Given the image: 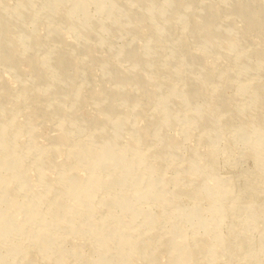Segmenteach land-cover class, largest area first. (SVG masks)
Returning a JSON list of instances; mask_svg holds the SVG:
<instances>
[{
    "label": "rangeland",
    "instance_id": "1",
    "mask_svg": "<svg viewBox=\"0 0 264 264\" xmlns=\"http://www.w3.org/2000/svg\"><path fill=\"white\" fill-rule=\"evenodd\" d=\"M14 1L0 0V14L6 13V9L10 11L9 4ZM80 1L86 6L85 9L76 6ZM104 1L103 6L97 7L95 0H31L30 8L19 23H9L7 18V22L4 21L0 25V32L4 34L0 37V142L10 147L13 159L7 166H3L6 154L0 145V188L3 183L9 181V197L12 198L8 203L6 199L0 201V209L3 213L11 214L17 224V227L10 231L6 228L7 235L0 237V264H57V254L44 255L32 240L30 233L35 230L45 233L53 245L60 243L70 264H84L80 255L92 258L98 255L94 247L99 244L95 242L97 232H88L87 229L84 230L86 232H73L70 227L61 228L49 223V213L54 209L57 199H60L63 205L77 210V216H71L67 220L70 225L82 222L90 211L96 217L105 215V226L108 229L114 226L124 233V242L119 246L121 252L127 249L125 242L132 238L131 233L138 228L146 229V233L154 235L166 232L173 228L172 224H176L180 229L179 236L183 235V241L181 240L177 247L183 253L181 257L186 264H264V222L255 217L257 213L261 216V212L255 209H264V63L259 61L264 59V0H240V11L238 6L237 9L233 7L236 0H177L178 4L157 20L158 26L164 27L161 32L156 30L157 22L149 15L151 11L158 10L164 0ZM226 5L229 10L224 7ZM213 6L218 8L214 9ZM241 11L250 16L249 21H245ZM193 12L202 21L201 28H211L212 37L218 38L219 43L223 41L220 45H224L226 49L218 46L217 50H207L201 41L194 40L197 35L191 32V20L194 15L190 13ZM143 25L150 30L154 27V31H140L138 26ZM51 30L58 35L53 36ZM82 30L88 33H82ZM28 31H32L33 36L37 38H33L29 47L25 44V39L20 37V33ZM181 36L186 39L183 43L179 40ZM230 38L233 39V44L226 46V41ZM9 39L16 41V44L13 43V54L2 52L4 49L5 52L8 50V42L11 41ZM85 46L92 47V51L87 50ZM123 48H127L129 56L138 54L144 62L153 63V67H146L138 74L133 60L121 56ZM171 48L177 50L178 55L189 51L212 60V74L210 73L211 76L207 79L203 78L201 83L208 96L219 90L221 95H228L229 110L233 112L227 111L228 108L224 105H219L216 109L212 101L204 105L201 97L197 102L198 109L200 111L202 108L205 118L211 117L203 124L196 119H186V113L192 112V115L199 112L196 108H189L193 102L187 104L179 97L171 100L168 109L177 119V125L169 126L164 132L163 141L169 146L168 150H163V143L156 137V133L166 109L159 107L158 97L134 104L128 94L137 90V78L143 79L145 76L148 79L153 76L161 84L168 82L163 63ZM58 55L69 56L72 60H69L65 67L64 73L68 74V78L62 85L56 78L63 70L51 63ZM31 58L38 64L35 65L38 72L36 78L30 75ZM133 76L136 77L135 80ZM219 77L224 80L225 85H220ZM51 78L53 83L48 82ZM124 80L130 81V84L126 85ZM54 83L60 84L57 97L54 101L46 102L48 104L38 105L35 100L37 92L46 90L47 86L50 87ZM169 83L179 91L184 88L180 77L169 80ZM98 85L105 90H118L121 97L111 100L112 106L123 105L142 110L147 118L151 115L156 117V121L146 125L147 139H139L140 136L135 130L129 131L128 134L135 137L133 140L143 152L146 162L136 163L138 175L145 177L143 173H147L148 167H155V171L148 175L150 180L159 181L165 195L175 196L174 201L169 200L168 203L155 197L139 203V207L146 213L154 216L166 215L167 220L169 219L167 223H155L157 227L153 228L158 229L157 232L147 229L154 223L145 222L141 225L140 218L130 220V216L139 215L141 211L136 209V199L125 198L119 205L102 204V200L111 192L122 190L129 195L137 186L143 188L146 185L144 179L123 184V177L120 180L114 178L116 183L113 186H107V183L104 185L103 182L101 185L104 186L101 187L98 186L100 181L93 179L87 186L90 195L84 197V206L81 207L78 202L57 189L50 190L42 175L36 174L35 160L40 158L46 167L47 178L52 182H63L62 174L70 171L68 166L81 168L80 158L69 153L73 151L76 143L87 141L97 129L94 118L102 115L98 104L104 97L86 98L78 96L77 91H88L87 89ZM158 88L160 93L166 90L165 85ZM73 108H77L76 115L67 114ZM227 115H230L228 117L231 122L228 120L222 125ZM75 116L76 121L84 127L74 132L70 129L62 130L64 124L66 127L72 125ZM44 119H48V122ZM4 123L6 125H3ZM33 132L38 135L36 140L32 138ZM56 136L66 137L63 141ZM174 142L175 147L172 148ZM149 146L154 148L155 156H151L152 152L149 155ZM121 149L120 145L112 146V154L122 153ZM54 151H59L63 158H54ZM165 151L166 153H163ZM126 154H134L137 157V153L132 150ZM195 154L204 171V165L210 164L213 167L210 174L215 189L211 196L205 194L209 189L208 175H201L200 183L196 187L198 182L195 183L189 175L181 177L177 173L176 167L181 164L191 165ZM120 155L124 160L126 155ZM129 158L124 163L131 161L132 165L136 162ZM87 167L88 164L80 171L83 179L92 175V169ZM106 167H98L97 172L102 178L110 174ZM131 167L127 166L128 169ZM112 169L114 171L111 173L119 177V169ZM31 170L35 172V176L31 174L29 186L28 183L24 184L23 177ZM77 172L79 177V171ZM161 178H164V182H161ZM175 188L181 191L175 194ZM30 189L44 193L47 199H40L37 203V193L32 194L28 191ZM5 197L8 195L5 194ZM28 198L35 200V217H32V212L26 217V208H19L22 204L18 203H23ZM194 204H198L194 214L186 217ZM37 214L44 216L45 220L36 217ZM116 216L120 221H117ZM10 226L8 224L9 229ZM90 226L96 225L90 221ZM110 240L114 241L115 236L111 235ZM74 245L79 246L80 255L72 252ZM151 248L153 246L149 249ZM21 249L32 253L31 257L23 259ZM153 251L149 252L157 253L156 258L142 259L140 253H135V261L131 264H178L174 260L164 259V252L158 253L155 249ZM115 258L114 255L108 264H114Z\"/></svg>",
    "mask_w": 264,
    "mask_h": 264
},
{
    "label": "bare ground",
    "instance_id": "2",
    "mask_svg": "<svg viewBox=\"0 0 264 264\" xmlns=\"http://www.w3.org/2000/svg\"><path fill=\"white\" fill-rule=\"evenodd\" d=\"M95 2H96L97 7H101L105 3L104 0H95ZM239 3H240V0H236V4L233 7L237 9L236 6H238V10L240 11V8H239L240 4ZM30 4H31V0H15L14 2L10 3L9 7H8V8H10V11L6 9V13L0 14V25H1V23L3 24L4 21L7 22L8 19H9L8 20L9 23L11 21L15 22V23H19L21 21V19L27 13V10L30 8ZM161 4H163V5H161L160 8L158 7L159 8L158 10L153 11V12L151 11V14L149 15L153 21L157 22V20L160 19L161 16L165 12L169 11L170 9L172 10L173 6H176L178 4V1L177 0H166V1L164 0V3H161ZM76 6L79 8L83 7V9L86 8V6H84V3L81 1L77 2ZM224 7L227 10H229L227 5ZM213 8L217 9L218 7L213 6ZM241 12L244 15L243 17H244L245 21H249L250 16L247 13L245 14L243 11H241ZM190 14L194 15L193 20H191L193 22V27H192L193 29L191 28L192 29L191 32H193L197 35V38H196L197 40L194 39L195 41H197V42L201 41L202 44L204 45V48H206L207 50L208 49L209 50H213V49L217 50L218 46H222L224 49H226V47L224 45H220L223 41L219 43L218 38L212 37L211 28H207V27L204 28L203 27V29H202L201 28L203 26L202 21H200L198 19L197 15H195L194 12L190 13ZM253 14H251V15L253 16ZM232 21H234V20H232ZM230 22L231 21H229V24H230ZM158 24L159 23L157 22V24L155 25L156 30H158L159 32L163 31L164 27L158 26ZM149 26H150V24H149ZM186 26H188V25L186 24ZM138 29L140 31H143V30L145 31L146 29L150 30L149 28L145 27L144 25L138 26ZM151 31L152 32L154 31V27L151 28V30L149 32L151 33ZM197 31H199V32H197ZM82 33H88V32H86L85 30L84 31L82 30ZM51 34L53 36L58 35L56 32H54V30H51ZM3 35H4L3 32H0V37H2ZM21 36L25 39V44L28 47L33 42V40H34L33 38H35L33 36L32 31L22 32V33H20V37ZM223 37H224V35H223ZM198 38H199V40H198ZM10 40L11 39H9V41ZM35 40H37V38H35ZM149 40H150V36L147 39V45L148 46H149V44H148ZM179 40H181L183 43L186 39H185V37L183 38L181 36V38H179ZM226 42L228 43L226 46H229V45L232 46L231 44H233V39L230 38ZM13 43L16 44V41L14 42L13 40H11L10 42H8V46H9L8 50L5 52L6 49H4L2 52L13 54V48H14ZM151 47H153V46H151ZM85 48L89 51L90 50L92 51V49H93L92 47H87V46H85ZM173 49L171 48L170 54L168 55L167 58H165L164 63H163V71L166 75V79L168 80V82H166L165 84L164 83L161 84V82L157 81L156 77H153V76L148 78V79H146L145 76L143 77V79L137 78V80H136L137 90L133 94H128L131 97V99L133 100L132 102L134 104H138L139 102H143L142 100H147V99H150L152 97H158L159 107L166 109V113H165V116L163 118V121L162 122L159 121V123H158L159 127H158V130L156 133V137L162 141L161 143H163V145H162V149L164 148L163 150H168L167 147L169 146V144H166L165 141H163L164 134H165L164 132L166 131L167 128H169V126H174L176 124V121H177V119L172 115V113L168 109V106L170 105L171 100L179 97L180 100L186 101L187 104L189 102H193V104L190 105V107H189V108H191V110H193V108L198 109L197 102H199L201 97H202L204 100V105L208 101H212L215 103L216 109H218L219 105H224L228 108L227 111H230L231 113L233 112V110H229V101L230 100H228V95H226V96L221 95V92L219 90V91H216L217 93L215 92L214 94L212 93L208 96L204 86L201 83L202 79L203 78L207 79L211 73L212 60L209 58L208 59L203 58L200 54H197L194 52L190 53L189 51L182 53L181 55H178V51L173 50ZM0 53H1V51H0ZM137 55L129 56L127 48H123L122 52H121L122 57H125V58L128 57V58L133 60V66L135 68H138L137 69L138 74H140L141 70H143V69L145 70L146 67H153V65H154L153 63L146 62V61L144 62V60L139 57L140 55H138V56ZM107 57H108V55H107ZM69 60H71V58L69 56L66 57L64 55H58L51 62L52 65L58 66L61 70H63L62 74L61 73H60V75L58 74V77L56 78V79H59V82H61V85L63 83H65V81H67V78H68V74L64 73V72L66 69L65 68L66 65L69 63ZM151 60H152V58H151ZM179 60L181 61V63H179L180 62ZM259 61L264 63V59L259 60ZM30 62H31V67H32L31 68L32 71H31L30 75L32 76V78H36V76L38 74V72L36 71V66H38V64L35 60H33V58H31ZM70 64H71V62H70ZM108 66H109V64H108ZM176 77L177 78L180 77L184 82V88H182L180 91L178 90V88L176 86L172 85L173 84L172 82H171L172 84L169 83V80H172L173 78H176ZM128 78H129V76H128ZM135 79H136V77L133 78V80H135ZM219 79H220V85L221 84L225 85L224 80L221 77H219ZM49 80L50 81H48V82L53 83L52 78ZM124 81H125L126 85L130 84L129 83L130 81L129 82L126 80H124ZM162 85L166 86V90L164 92L160 93L158 91V89H159L158 87L162 86ZM58 87L60 88V84L56 85L54 83L50 87L47 86V88H45L46 90L38 91L37 96L35 98L37 104L38 105H44L46 102L49 103L52 100L54 101V98L57 97V88ZM87 90L88 91H86L85 89L84 90L80 89L77 91V95L82 96V97H86V96L87 97L94 96L97 98L104 97V100L100 99V102L98 104L99 111L102 115L94 118V124L96 125L97 129L91 133V135L87 138V141L76 143L73 151L71 153H69L71 155H76L77 157L80 158V160H81L80 165H81L82 169L79 167L71 168L68 166L67 168H69L70 173L67 172V173L62 174L61 180L63 182H61V183L55 182V181L52 182V181H50V179L47 178L46 167L43 163V160L40 158V159L35 160L36 163L34 166L36 168L35 169L36 174L42 175V177L44 178V181L46 182V184L48 185V188L50 190L57 189L62 194L67 195L68 197H71L74 201L78 202V204H80L81 207L84 206V202H83L84 197L87 195H90V192H88L89 190H87L88 184L90 183V181H93V179H96V178L98 179V181H100L98 184V186H100V187L104 186L106 183H107V186H113V184L116 183L115 182L116 180L114 178H117L118 180H120L122 177H123V179H121V180L125 181V182H123V184L126 182H130L132 180L133 181H137V180L139 181L141 179H144V181L146 182V185L143 188L141 186H137L136 190L129 195H127V193L122 191V190L119 191L120 193L118 191L117 192H111L107 196V198L102 200V204L119 205L120 201H123L125 198L129 199L128 197H130V198L137 200L136 209H141L139 207V203H141L142 201H146L151 197H155L158 200H161V201H164L167 203L169 200L174 201L173 197H175V196L173 195V197H169V196L165 195L163 192V189H162L163 186L162 187H160L161 185L159 186V184H161L159 181L157 182L156 179L150 180V178L148 177L149 173H151L152 171H155V167L149 166L150 168L148 167L147 173H143L146 175L145 177H143V175H138L136 163H138V161L145 162L143 159V152L139 150V148H138L139 146H137L135 141L133 140V138H135V137L128 134L129 131L135 130V131H137L138 135L140 136V137L138 136L139 139L140 138H142L144 140L147 139V137H146V134H147L146 133V131H147L146 125L148 126V125L152 124L154 121H156V117L154 115H151L149 118H147V116H145V114L142 112V110L139 111V110H136L135 108H131V107L127 108L126 106H123V105H119L116 107L112 106L111 100H114L115 97L120 96L118 94V90H110V89H109L110 91L105 90L100 85H98V87H91ZM87 92H88V94H87ZM58 93H59V91H58ZM52 95H54L53 98H50V96H52ZM122 96H124V95H122ZM123 99H125V96L123 97ZM193 99H195L197 101L194 102L195 100L192 101ZM48 103H46V104H48ZM51 104H53V103H51ZM215 107L213 108V110H215ZM201 110H202V108L200 109V111L198 109L199 112H195V114H192V115H190L192 112L186 113L187 115L184 113L186 115V119L187 120L196 119V121H198V122L201 121V122H203V124H206L210 120L211 117L205 118L204 114L202 113ZM203 111L205 112V110H203ZM69 113H73L76 115L77 108L71 109L70 111L67 112V114H69ZM185 115H184V117H185ZM209 116H211V115H209ZM228 116H230V115H227L223 119L224 123H222V125H225L228 122V120H229V122H231V118ZM74 119L75 120H73L72 125H70L69 127H66V126H64L65 125L64 124L62 126V130L70 129L73 132L81 130L82 125L78 121H76V119H77L76 116L74 117ZM44 121L48 122V119H44ZM200 124H202V123H200ZM3 125H6V123H4ZM222 125H220V127H222ZM83 127H84V125H83ZM2 128H4V126ZM33 128H34V126H33ZM33 131H34V129H33ZM250 131H252V129ZM239 132H240V130H239ZM50 136H52V134ZM56 137H59V138H61L60 140L63 139V141H64L66 136H56ZM32 138L34 140H36L38 138V135H34V132H33ZM176 141H177V137H176ZM174 144H175V142L171 145L172 148L175 147V146H173ZM0 145L5 150V154H6L5 160H4L5 164L3 165L5 167L8 165V163L13 161L12 154H11L12 150L10 149V147L3 145L1 142H0ZM116 145L122 146V149H121L122 153H117V154L113 153V154H115V155H113L111 148H112V146L116 147ZM35 146L38 147L37 144ZM153 149L154 148L152 146H149V148H147V150L149 151L148 152L149 155L152 152L153 155L151 154V156H155V151ZM130 150L136 152L137 157L134 154L131 156H128L126 153H128V151H130ZM54 152H55V153H53L54 158H57V159L63 158V155L59 151H54ZM145 153H146V151H145ZM163 153H166V151ZM120 154L126 155V156H124L125 157L124 160ZM128 157L132 158L133 161H136V162L132 165H131V161H129L128 163H124V161ZM197 159L198 158L195 154V156L193 157L191 165L184 166L181 164V165L177 166L176 167L177 173L181 177H184L183 175H186V174L189 175L192 178V180L195 181V183L198 182L196 184V187H198V185L200 183V181H199L201 178L200 176L203 174L208 175V177H209V180H208L209 189L207 192H205V194L208 196H211V194H213V191L215 189V186L213 184L214 182L212 181V176L210 174L211 169L213 167L210 164L208 166L204 165L205 170H206V171H204V168L201 166L199 160L197 161ZM87 164H88V167L92 169V175L90 178L83 179L82 176L80 175V171L84 170ZM101 165L107 166L106 169H108V171L110 172V174H108V176L105 178L100 177L99 173L97 172L98 167ZM127 166H132V167L130 169H128ZM111 167L116 169V170L119 169V171H120L119 177H115V175L111 173L114 171ZM145 169H147V168H145ZM190 169H191V171H190ZM74 170H76L75 173L73 172ZM201 170L203 172H201ZM77 171H79V175H80L79 177H78ZM31 174H33L35 176V172L33 170H31L29 173H26V176L24 175V177H23L24 184L28 183L30 186V183H31L30 180H31V176H32ZM193 177H194V179H193ZM103 182H105L104 185L103 184L101 185V183H103ZM142 182H143V180L139 183L142 184ZM161 182H164V178H161ZM9 188H10V182L9 181H6L5 183H3L2 187L0 188V201H4V199H6V202L8 203L10 200H12V198L9 197V195L11 193ZM216 189H218V188H216ZM28 191H31L32 194L37 193L36 194V201H38L37 203H39L40 199H43V200L47 199L46 195L42 192H39V191H38L39 192L38 193L37 189H30ZM179 191H181V190L178 188H175L174 193L177 194V192H179ZM181 193H183V192H181ZM5 194H7L8 197H5ZM12 196H13V194H12ZM60 201H61L60 199L56 200V202L54 204V209H52L51 213H49V218H50L49 223L56 224V226H59L61 228L70 227L73 232H78V231L83 232L85 229H87L88 232H95V233L97 232V235H96L97 237H96L95 242H97V243L99 242V244H98V246L94 245V247L96 248L95 250L98 253L97 256L92 258V256L89 257V256L85 255V257H84V256L80 255L81 250H79V246L74 245V247H73L72 252L75 253L76 255H80L82 262H84V264L85 263L86 264H108V261H110L114 257V255L116 256L114 264H131L133 261H135V255H136L135 253H137V254L140 253L142 259L151 258V257L156 258L155 255L157 253L153 254V253L149 252L150 250L153 251L154 249L158 250V253L164 252L163 258L166 260H174L178 264H186V261L184 259H182V257H181L183 255V253L177 247L180 245L179 242L181 240L183 241V238H182L183 235L179 236L180 235V231H179L180 229L177 227L176 224H172V226H171V227H173L172 229H169V230L166 229L167 231L163 232V233H161V232H159L157 234L153 233L154 235L150 234L149 232L146 233V229L138 228L136 231L131 233L132 238H130L128 242H125L127 249L125 251L121 252L119 246L122 244V241L124 242V240L122 238V234H124V233L121 232L119 229H117L114 226L111 229H108L105 226V222L107 221V218L104 217L105 215L96 217L89 210L90 212H88L84 216L82 222H79V223L75 222L74 224L70 225L67 222V220L71 216H73V217L77 216V210L75 208L71 209L68 206L63 205L62 203H60ZM18 204H22V205H20L19 208H22V207L26 208V213H25L26 217L28 216V214L30 212H32V217H35V213H36L35 209H34L35 200L28 198L27 201H24L23 203L20 202ZM197 205L194 204L193 208L190 207L189 212L186 214V217H191V215L194 214V211H195L194 209H195V206H197ZM87 207H88V204H87ZM91 207L94 208L93 205ZM142 210L143 209H141L139 215L133 214L132 216H130V220H135V219L140 218L139 223L141 225H144L145 222L149 223V224L154 223L152 226L147 228V229H151V231L156 230L153 228L154 226L157 227V225H155L156 222L161 223V224H162V222H164V223L169 222L168 221L169 219L167 220L166 215H165V217L159 216V215L154 216V215L146 213L144 210L143 211ZM255 210H258L259 212H261V216L259 213H257L255 215V217L259 218L258 220L260 222L261 221L264 222V209L257 208ZM0 211H1V209H0ZM125 213L126 212H123V214H125ZM164 213H166V212H164ZM0 214H1L0 215V237L4 238L7 235L6 228L8 231H10L13 227L16 228L17 224H16L15 220L12 218L11 214H9L8 212L3 213L1 211ZM36 217H39L40 219L45 220V217L42 215L37 214ZM119 217H121V215ZM116 219H117V221H120L117 216H116ZM123 220H125V219H123ZM90 221L96 226L95 227L90 226ZM8 224L11 225L10 229L8 228ZM138 226L140 227V225H138ZM176 228H178V230ZM157 230H156V232H157ZM84 232H86V231H84ZM111 235L115 236L114 241L110 240ZM30 236H31L32 240L37 243L40 251L43 252L44 255H46V256L51 255L52 256L53 254H57V258H58V260H56L57 264H70L65 258V255H64L65 252L62 251V249L60 247V243H58V245H53L51 240L49 239V237L47 235H45V233H43L41 230H39V231L35 230L34 232L30 233ZM61 240H64V239H61ZM58 242H61V241H58ZM26 246H28V245H26ZM152 246H153V248L149 249ZM21 250H22L21 256L23 259H26L27 256L31 257L32 253H28V251L26 249H21ZM35 254H33V255H35ZM137 258H138V255H137L136 259ZM186 260H187V257H186ZM0 263H1V260H0ZM138 264H141V263L138 262Z\"/></svg>",
    "mask_w": 264,
    "mask_h": 264
}]
</instances>
